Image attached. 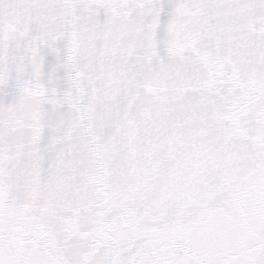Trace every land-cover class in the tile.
Listing matches in <instances>:
<instances>
[{
	"label": "snow or ice",
	"instance_id": "obj_1",
	"mask_svg": "<svg viewBox=\"0 0 264 264\" xmlns=\"http://www.w3.org/2000/svg\"><path fill=\"white\" fill-rule=\"evenodd\" d=\"M0 264H264V0H0Z\"/></svg>",
	"mask_w": 264,
	"mask_h": 264
}]
</instances>
